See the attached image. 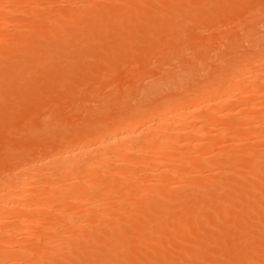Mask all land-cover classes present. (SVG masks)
<instances>
[{
    "label": "rangeland",
    "instance_id": "obj_1",
    "mask_svg": "<svg viewBox=\"0 0 264 264\" xmlns=\"http://www.w3.org/2000/svg\"><path fill=\"white\" fill-rule=\"evenodd\" d=\"M222 1L223 5L221 4ZM16 2H19L20 5L19 3L16 4ZM80 5L81 9L79 8ZM263 5L264 0H13V3H9V7L7 5L6 7H14V9L18 10L22 8L23 10L21 9L17 13L4 11L5 13L3 14L7 15L3 17L7 19L0 16V23L3 22L2 27L8 24V27H0V33L4 32L2 29H5L6 32L2 33L3 35L0 37V180L5 176L4 173L8 174L18 165L21 167L23 165L21 163L33 162L42 156L47 158V154H57L59 151H67L66 148L70 149L73 146V148L80 146V143L88 135L94 134V136L101 138L102 135L104 136L103 133L105 131L109 132L114 129V125L117 122V126L120 123L122 124L121 120L129 121L130 118L135 117L140 120L143 113H147L151 106L152 109L157 106L155 108L158 110L166 106L165 104L168 102L173 104V99L179 97L177 94L187 93L188 91L193 92L197 90L195 89L196 87L198 89L202 88L210 80L212 82L215 79L223 78L226 76V72H229L227 69L230 70L234 64L251 59L248 56L252 54L253 57H256L255 55L258 52H264ZM3 14L0 13V15ZM148 14L151 17L150 15L147 17ZM125 23L128 25H125ZM196 24H198V27ZM259 38L262 40L261 42ZM250 39L252 41L257 40V43L252 42ZM104 42L111 47L105 45ZM96 43L98 44L96 45ZM103 43L104 48L101 46ZM95 46L97 48H94ZM251 50L255 51L256 54ZM107 55L109 56L107 57ZM132 73H136L134 74L135 76ZM206 77L207 79H205ZM145 80L148 82L146 83ZM203 82L204 84H200ZM48 86L50 87L48 88ZM194 86L196 87L194 88ZM148 90L149 93L150 91L154 92V90L157 93L148 94ZM181 90L186 91L182 92ZM175 91L177 92L174 93ZM147 95L148 97H145ZM152 102L154 105H148L153 104ZM233 104L231 106H237ZM239 105L241 106V104ZM146 106L148 107L146 108ZM130 107L133 110L130 109V111ZM141 108L144 109L140 111ZM138 109L140 110L138 111ZM127 111L129 112L127 113ZM123 113H126L127 116ZM123 115L124 117H122ZM145 117V119L151 121L149 114ZM118 119L121 120L119 121ZM133 120H137V118ZM240 120L242 121V119ZM255 120L251 119L249 123L247 119L246 125L239 121L238 131L241 129L243 132L247 129L246 127L249 129L248 123L252 125ZM220 123L223 124V122ZM222 124H220L221 127ZM101 130L103 131L100 132ZM97 132L102 134L98 135L99 133ZM245 132L243 133L247 134V136L239 137L240 140H238V137H228L227 142L224 140L226 143L236 144L233 146L234 149L237 148V155H229L230 158L226 159L223 164L224 167L220 165L218 169L219 164H215L216 167L213 166V169L216 168V170H213L208 168L207 164L203 167L208 169L202 173V167L200 168L201 171L199 168L194 171L193 169L196 167L191 165L194 172H192L194 176L192 181L196 182H192L193 185H191L192 183L185 181L186 184H189L187 187L191 185V187H188L189 189L185 188L184 190V186H177L167 191L164 189L165 193L173 195V198L166 200L167 210L173 211V216H166L165 212L161 213L163 209L159 211L160 207L153 206L154 208L150 209L147 214H139L132 220H123L118 225L114 223L111 225V220H114V217L119 215L121 209L120 206H112L113 211L109 208L107 210L108 215H104L107 219H110L107 221H110V225L106 223L105 219H102L104 220L103 222L101 221L100 223L99 221V224L96 223L93 227H80L82 230L79 228V232H82L79 235L82 234V236L77 234L78 244L83 242V236L88 233H91L90 235L93 238L95 236L97 238L84 244L86 246L83 245L84 248L82 247L78 254L67 252L68 254L65 253L63 256L44 258L40 260V264H56L58 260L60 262L57 264L62 262L63 264L66 262H71L72 264H103L101 260L108 255L106 253L122 249L118 261L114 262V264H264V171H262L264 170V163H261L262 165L258 163L259 167H257V170L252 169V165L256 164L255 154L253 156L254 151L255 153H257L256 151L264 152V137H258L255 133L253 135ZM82 134L87 136L84 137ZM210 134H207V138L211 139H207L209 145H207L208 143L205 144V139L202 141L203 143L195 145L196 149L192 148L194 150L191 152L194 153V156L196 154L195 157L200 153L203 155L208 152L213 146L217 147L219 142H221V139L218 140L219 138H216L217 135H213L214 133ZM248 134H252L253 137L252 135L248 137ZM215 138L218 143L213 144L215 143ZM86 142L87 140L83 144ZM224 142L222 141L219 146H224L226 144ZM76 143H79V145ZM253 147L255 150H252ZM183 148L185 150V147H181L180 150L184 151ZM189 148H186V151ZM184 152L181 153L184 154ZM186 154H184L185 157L183 155L185 159ZM203 156H208V153ZM195 157L194 160L196 159L195 161L198 162L197 159L201 156L199 158ZM16 158L17 161L19 160L18 162ZM259 158L261 159L262 155ZM201 159H199V162H201ZM189 165L181 163L177 166L178 168L176 167L175 172H179L178 174L182 175V172L189 171ZM234 166L238 168L236 169L238 172H236ZM11 167L13 168L11 169ZM232 168L234 171H230L231 176L229 175L228 178L227 170ZM249 169H251V172ZM207 171H210L209 173L215 172L213 180L217 179V176L221 178V175L226 174L227 177L224 176L231 183V186L229 185L225 188L228 190L219 192V190L217 191L215 187L211 186V188L200 191V188L195 184L201 182L203 178L201 176L208 174ZM225 171L226 173H224ZM145 172H150L149 175H151L154 171ZM157 172H154L155 174L151 176L155 177ZM175 172L173 174H176ZM178 174L176 176L169 175L167 178L169 177L170 179H168L172 180V177H174L172 181L176 183L177 179L175 177L177 178ZM215 174L218 175L215 176ZM159 175L157 173L156 176L159 177ZM235 175H238V177L242 175L243 179ZM145 176L148 177L147 174ZM234 176L242 180L241 182H244V184L237 183L234 180L236 179ZM147 177H145L146 181H148ZM210 177L212 178V176ZM230 177L234 178L231 179ZM150 179L155 180L153 177ZM150 179L149 181H151ZM196 179H200V181ZM234 183H237L239 187L235 186ZM232 185L238 189H231L233 188ZM254 187L256 188L254 189ZM261 187L263 188L261 189ZM172 191L174 192L172 193ZM179 196L180 202L176 199ZM85 202L87 203V201L81 203L85 205ZM200 202H202L200 206L193 207ZM78 205L79 203L76 205L78 210L83 209L84 206L82 204L80 205L81 207ZM215 205H218V208ZM179 206H181V212L175 210ZM130 207V205L127 206L128 209ZM187 209L190 210L188 211ZM193 209H198L199 211L195 213ZM185 210L186 212H183ZM125 215L127 216V214ZM104 216L102 218H105ZM194 217L195 220H193ZM46 223L48 224L45 221L44 224L37 225L34 230L40 233L45 229ZM250 228L253 229L250 230ZM26 236L27 239L22 238V241L26 244L33 243L35 241L34 238L39 236L43 238V235L38 234H27ZM29 237L33 238L30 239ZM42 238L32 244L36 245L37 250L42 249L39 246L41 245L39 242L43 241ZM238 239L240 240L238 241ZM13 241H10L11 249L17 246L16 240ZM90 254H93L91 256L93 259L91 257L87 258ZM5 261L6 264H21L13 256Z\"/></svg>",
    "mask_w": 264,
    "mask_h": 264
},
{
    "label": "bare ground",
    "instance_id": "obj_2",
    "mask_svg": "<svg viewBox=\"0 0 264 264\" xmlns=\"http://www.w3.org/2000/svg\"><path fill=\"white\" fill-rule=\"evenodd\" d=\"M9 1L10 0H0V13L1 14L5 13L7 11H9L11 13H13V12L17 13V11H19V10L21 11L22 8L19 10L14 9V7L8 8L9 7L8 4L9 3L11 4V2L13 3V0H11V2H9ZM25 2H27V1H25ZM17 3H19V2H16V4ZM125 3H127V2H125ZM222 3H223V1L221 2V4ZM226 4H228V3H226ZM6 5L8 7H6ZM19 5H20V3H19ZM18 7H20V6H18ZM263 7H264V5H263ZM79 8L81 9V5ZM13 9L16 11H14ZM215 9H217V8H215ZM149 11H150V9H149ZM251 11H249V12H251ZM5 15H7V14H5ZM5 15L3 14L0 16L3 17ZM134 15H135V13H134ZM149 15L150 14H148L147 17H149ZM6 17H8V16H6ZM50 17H51V15H50ZM150 17H151V15H150ZM3 18H5V17H3ZM132 18H133V16H132ZM5 19H7V18H5ZM166 19H167V17H166ZM151 20H152V18H151ZM162 20H164V19H162ZM153 23H154V21H153ZM250 23H251V21H250ZM2 24H3V22L0 23L1 28H5L8 25V24L7 25L4 24L5 26L2 27ZM140 24H142V23H140ZM125 25H128V24L125 23ZM142 25H144V24H142ZM197 25L198 24H196V26ZM11 27H12V25H11ZM134 28H135V26H134ZM2 30L5 32V29H2ZM119 31H121V30H119ZM155 31H156V29H155ZM4 32H2V33H4ZM125 32H127V31H125ZM134 32H136V31L134 30ZM2 33H0V37L3 35ZM219 33L221 34V32H219ZM232 33H233V31H232ZM260 34H262V33H260ZM258 36H259V33H258ZM117 37H118V35H117ZM124 37H126V36H124ZM225 37H226V35H225ZM256 39H258V38L256 37ZM259 40H260V38H259ZM0 41H1V38H0ZM256 41L253 40L252 42L255 43ZM261 41L262 40H260V42ZM111 42H112V40H111ZM155 42H156V40H155ZM104 43L101 45V46H103V48L105 47ZM97 44L98 43H96V45ZM105 45H107V43H105ZM107 46H110V45H107ZM263 46H264V44H263ZM94 48H97V47L95 46ZM254 48L256 49V47H254ZM262 49H261V51H262ZM83 50H84V48H83ZM85 50H88V49H85ZM243 50H245V49L243 48ZM252 52L254 53L255 51H252ZM252 52H250V53H252ZM90 53H91V51H90ZM245 53H247V52H245ZM260 53L259 52L257 53L258 55H260V56H258L255 52L256 57H253L252 56L253 54L251 56H248L249 58L251 57V59H249L247 61H240L239 63H236V61H235L236 64H234L230 68V70H228L226 68L227 71H229V72L225 71L227 73V74L224 73V74H226L225 77L219 78L217 80L215 79L212 82L210 80V82L202 88L199 86L200 88L198 89V87L194 86V88L196 87L195 89H197V90H194L193 92L188 91L189 93L188 92L184 93L183 91H186V90H181L183 93L181 94L180 92H178V93H180V94H177V96H179V97L178 98L175 97L176 99H173L174 103L172 104V102L167 101L168 103L165 104L166 106L162 107L163 109L161 108L162 110L161 109L157 110L155 108L157 106L154 107L155 109L154 108L152 109L151 108L152 106H151L150 110L147 113L145 112L147 115L145 113H143L142 119L140 117V120L138 117H135V118H137V120H133L135 118H130L129 121L127 120L128 121L127 122V121L121 120L122 119L121 118L120 120L123 123L122 124L120 123V125L117 126V123H118L117 122L114 125L115 128L109 132L104 130L105 131L103 133L104 136L102 135L101 138H99V136H94V134L88 135L90 137H88L86 135L88 137L87 138L84 134H82L84 137L87 138V139L85 138V140H87V142L85 144H83L85 142V140H84L82 143H80L81 145L78 147L73 148L74 147L73 145H75V144H73L72 148H70V149L66 148L67 151H65V150L62 152L59 151V153L52 154V155L47 154V158L43 157V156H42L43 157L42 158L39 156L40 158L39 157H38L39 159L36 158L37 160L34 159L35 161L32 160L33 162H28L26 164L21 163V164H23L21 167L19 165L17 167L13 166L14 168L11 167V169L13 168L14 170L12 169V171L8 172V174L4 173L5 176L3 178H1V180H0V264H6L5 260L9 257H12V256L17 258L18 259L17 262H19L21 264H40V262H41L40 260L44 259V258L53 257V256H56V257L57 256H63L67 252H70L72 254H78L79 251H81L80 249L82 247L84 248V246H86L84 244H86L87 242L89 243L90 242L89 240L97 238L96 236L93 238V236L90 235L91 233H88V234H86V236H83L84 237L83 238L84 240H82L83 242L81 244H78L79 240H77L76 236H77V234L79 235V233H82V232H79L80 231L79 228L85 227V226L88 228L93 227V226H95L96 223L99 224V221H100V223H101V221L103 222L104 220H102V219H105L106 223H109L110 221L109 222H107V221L110 219H107L105 217L106 216L105 214L108 215L107 210H109V208L111 209V211H113L111 208L112 206H114V207L120 206L121 209L119 211V215L115 216L114 220L113 219L111 220L112 221V222H110L111 225H113V223L118 225V223L122 222L123 220H127V221L132 220V219L136 218L137 215H139V214H147V212L154 207H160V209H158L159 211L160 210L162 211V209H163V211L161 213L165 212L166 216L167 215L173 216L174 212L171 210L168 211L167 210L168 206L166 205V202H167L166 200L170 199L173 195L165 193L164 189H166V191L168 189L172 190L173 188H176L177 186H180V187L184 186L183 187L184 190H185V188L189 189L188 187H191V185H193L192 182H196V181H192V179H194V176L192 175L193 167H191V165L196 167L195 169H193L194 171L195 170L197 171L198 168L200 169L202 167L201 168L202 173H204L203 171H205L208 168L213 169L218 164H219V166H218V169H219L220 165L222 167H224L223 164L225 163L226 159H228V157L230 158L229 155H231V154L235 155V156L237 155V153H236L237 148L234 149V146L236 144H233L230 142L226 143L228 137H235V138L238 137V140H240L239 137H244V135L247 136V134L243 133L245 131H246L245 133H252V134L255 133L258 137H260V136L264 137L263 136L264 135V52H262L261 54ZM79 54H81V53H79ZM91 54H93V53H91ZM209 54H210V52H209ZM108 56L109 55H107V57ZM237 57H238V55H237ZM240 58H241V56H240ZM238 60H239V58H238ZM244 60H245V58H244ZM74 62H76V61H74ZM119 66H120V64H119ZM142 66H144V65H142ZM108 70H110V69H108ZM68 73H69V70H68ZM134 74H136V73H134ZM67 76H68V74H67ZM10 78H12V77H10ZM17 79H18V77H17ZM183 79H184V77H183ZM191 79H192V77H191ZM201 79H203V78H201ZM205 79H207V77ZM169 81H171V80H169ZM147 82L148 81H146V83ZM31 83L33 84V82H31ZM164 83H165V81H164ZM200 84H204V82L200 83ZM141 85H142V83H141ZM181 86H182V84H181ZM49 87L50 86H48V88ZM176 87H179V86H176ZM17 88H18V86H17ZM41 88H43V87H41ZM53 90H55V89H53ZM187 90H189V89H187ZM168 91H170V90H168ZM154 92H155V90H154ZM154 92L150 91V93H149V90H148V94H151ZM176 92L177 91H175L174 93H176ZM156 93L157 92H155V94ZM166 94H167V92H166ZM145 97H148V95ZM152 97H154V95H152ZM157 98H159V97L157 96ZM147 102H149V101H147ZM232 103H234L233 105H237V106L239 104H241V106L240 105L238 107L235 106L236 107L235 108V107L231 106ZM144 104H143V106H144ZM148 105H154V103L148 104ZM228 105H230V106H228ZM140 107H142V106H140ZM147 107L148 106H146V108ZM164 107H166V108H164ZM131 108L132 107H130L129 110ZM143 109L144 108H141V110L138 109V111L139 110L142 111ZM151 109L153 112L151 111ZM131 110H133V109H131ZM150 111H151V113H149ZM154 111H157V112L154 113ZM158 111H160V112H158ZM128 112L129 111H127V113ZM123 114L126 115V113H123ZM148 114H149V119L151 121H149L148 119H145L146 118L145 116H148ZM152 114H154V115H152ZM122 117H124V115ZM240 119H242V121ZM247 119H248V122L251 119H253V120L256 119V120H255V123H253V121H252V123H253L252 125L249 124L250 122L248 123L247 126H250L249 129H248V127L245 126L248 130L246 129L245 131L242 132L240 129L241 132L238 131L239 130L238 129L239 121H241V123L243 122V125H246L245 122ZM243 120H245V121H243ZM90 122H91V120H90ZM220 122H223V124L225 126L223 127V124ZM220 124H222V127ZM99 125L102 126L101 124H99ZM219 125H220V127H218ZM102 127H104V126H102ZM91 131H92V128H91ZM102 131L103 130H101L100 132H102ZM100 132H97V133H99L98 135L102 134ZM210 133H214L213 135H217L216 138H219L218 140L221 139L220 140L221 142H219L218 146L220 145V143H222V141L224 142V140H226V142H224V143H226V144H224L225 147L222 145H221L222 147H220V146L216 147V146H213L211 144V146H213V147H211V148L209 147L210 148L209 151L205 152V153H208L209 157L203 156L205 153L203 155H201L202 153L198 154L201 157L198 155H197V157H195L196 154L194 156V153L191 152L192 150H194L192 148H195V145H199V143L201 144V142L204 141L205 139H206L205 144H207L208 140H211L210 138H207V134H210ZM252 134H250V135H252ZM255 134H253V135H255ZM210 135H208V136L210 137ZM250 135L248 134V137ZM253 135H252V137H253ZM92 136H94V137H92ZM216 138H215V143H213L214 139L211 141L213 144H216V142L218 143V140ZM69 139H71V138H69ZM88 139H89V141H88ZM243 139H245V138H243ZM65 141H67V140H65ZM48 142H50V141H48ZM77 145H79V143ZM184 145H186V146H184ZM187 145H188V147H187ZM207 145H209V143ZM191 146H193V147H191ZM181 147H185V150L183 148L184 151H186V148L187 149L189 147L190 148H189V150L184 152V151H182V149L180 150ZM253 149L255 150L254 147L252 148V150ZM46 150H48V149H46ZM238 150H240V149H238ZM189 151H190V153H189ZM37 152H39V151L37 150ZM177 152H180V153L184 152V154L187 153L186 159L183 158L184 154H182V153L180 154ZM256 152L258 154L255 153V151H254L253 156L255 154L254 158L256 159L255 163L257 165L256 164L252 165L253 166L252 169L254 168L255 170H257V167H259L258 163H260V165H262L261 163H264V161H263L264 159H262L264 157L263 156L264 152L263 151H262V153H261V151L260 152L256 151ZM259 153H261V154H259ZM238 155H240V154H238ZM260 155H262V158H261L262 161H260L261 160L259 158ZM193 156L195 158L200 157L199 159L202 158L203 160L201 159V162H199L200 160L197 159L198 160V162H197V161H195L196 159L194 160ZM221 156H223V157H221ZM25 157H28V156H25ZM184 157H185V155H184ZM204 160H206V161H204ZM257 160L260 162H258ZM16 161H17V158H16ZM116 162H118L119 164L117 163V165H116ZM181 163H184V164L186 163L187 165H189V163H190L189 166H190L191 170H190V168H188L189 171L186 169L187 171L182 172L183 173L182 175H179L178 174L179 172L176 173L175 169ZM127 164H128V166H127ZM132 164H136L137 166L136 165L133 166ZM206 165H207V167L208 166L209 167L204 168L203 166H206ZM225 165H227V164H225ZM131 166H132V168H130ZM156 169H157V171H160V172H157ZM158 169H161V170H158ZM201 169H200V171H201ZM234 169L236 170L238 168L235 167ZM152 170L154 172H157L158 174H160L159 177L156 176L157 173H156L155 177L151 176L152 174H155L154 172H152ZM213 170H216V168ZM232 170H233V168L230 170H227L230 173L229 174L227 172L228 178H229V175L231 176L230 171H232ZM145 171H151L152 173H151V175H149L150 172L148 173ZM249 171L251 172V169H249ZM262 171H264V170H262ZM142 172L147 174L148 177L145 176L144 173L142 174ZM174 172L176 174H173ZM209 172H208V174L206 173L205 176H201V178L203 177L204 179L202 178L200 183L197 182L199 184H195L196 186H198V188H200L199 190L204 191L207 188H211V186H213V188L215 187L217 189V191L219 190V192L227 191L228 189H225V188L228 187L229 185L231 186V183L228 182L230 180L228 178H226L227 176H226V174H224V173H226V171L223 173L226 177L224 175H221V178H222L221 179L220 177L217 176V179L216 178H215L216 180L214 179L215 182H213L214 181L213 180V178H214L213 174L215 172H213V173L212 172L209 173ZM236 172H238V171L236 170ZM253 173H255V172L253 171ZM177 174L179 176H177V178L175 177V179H177V182L175 181L176 183H174L172 181L174 179V177H172L173 179L171 178L172 180H169L170 179L169 177H168L169 179L167 178V176H169V175H175L176 176ZM258 174H259V172H258ZM216 175H218V174H215V176ZM238 175L237 176L235 175V176L238 177ZM210 176H212V178ZM145 177L148 178V181H146L147 179ZM149 177L150 178L153 177V178H155V180L153 181V179H150ZM178 177H179V179H178ZM223 177H225V178H223ZM240 177H238V178H240ZM230 178L233 179L232 177H230ZM238 178H236L234 180L237 181V183L240 182L241 184H244V182L242 183L241 182L242 180H240ZM149 179L151 181H149ZM218 179H219V181H218ZM241 179H243V178L241 177ZM185 181L190 183V184L192 183V184L187 187V185H189V184H186ZM197 181H200V179ZM216 181H218V182L216 183ZM128 183H131V184H128ZM237 183L236 184L234 183V185L239 187V185ZM234 185H232V187ZM246 185H248V184H246ZM251 186H252V184H251ZM256 186H258V185H256ZM260 186H261V184H260ZM192 187H194V186H192ZM263 187H261V189ZM255 188L256 187H254V189ZM231 189H238V188L233 187ZM173 192L174 191H172V193ZM219 192H217V193H219ZM235 194H237V193H235ZM114 195H115V197H114ZM235 196H237V195H235ZM176 199L179 200L180 196ZM181 200H184V199H181ZM83 201H87V203L85 202V205H84L83 203H81ZM179 202H180V200H179ZM77 203H79L78 206H80L82 204L84 206V207L82 206L83 209L78 210V208L76 206ZM201 203L202 202L194 205L193 207H198L201 205ZM128 205L131 206L129 209L127 208ZM174 205H176V204H174ZM211 205H213V204H211ZM69 206H70V209H69ZM217 206L215 205V207H217ZM225 206H226V204H225ZM180 207L181 206H179L178 208L180 209ZM215 207H213V208L216 209ZM178 208H176L175 210L176 211L178 210V212L179 211L181 212V209L179 210ZM183 209H184V207H183ZM228 209H230V208H228ZM193 211L196 213L199 210L193 209ZM183 212H186V210ZM219 212H221V211H219ZM125 214H127V216ZM103 216L105 218H102ZM107 217H110V216H107ZM225 219H227V218H225ZM186 220H187V218H186ZM193 220H195V217ZM45 221H47L48 224L46 223L47 225H46V227H44L45 229H43V230L41 229L42 233L41 232L39 233V231L34 230V227H36L39 224L40 225L44 224ZM242 221H243V219H242ZM110 223H109V225H110ZM190 223H192V222H190ZM251 224H253V223H251ZM251 229H253V228H250V230ZM215 231H217V230H215ZM35 232H38V233H35ZM218 233L220 234V232H218ZM246 233H248V232H246ZM27 234L43 235V238L41 236H39V237L36 236L37 238H34L35 241L39 240L41 238L43 239V241L41 240L39 242L41 244V245H39L42 248L41 250L40 249L37 250L36 245H32L35 243V241L33 243H31V242L27 243L28 245L22 241V238H26ZM80 235L82 236V234H80ZM202 235H203V233H202ZM248 237H250V236H248ZM29 238L31 239L33 237H29ZM13 240H16V242H17L16 245L18 247L17 246L14 247V245H13L14 248L11 249L12 246L10 247V241H13ZM74 240H75V242H74ZM99 240H101V239L99 238ZM199 240L201 241V239H199ZM239 240L240 239H238V241ZM247 240H249V239H247ZM31 241H33V240H31ZM36 242H38V241H36ZM13 243H14V241H13ZM39 243H37V244H39ZM210 246H212V245H210ZM206 247H208V246H206ZM85 250H86V248H85ZM122 250H114V251H110V252L106 253L108 255L103 257L104 259L101 260L102 263L103 264H114V262L116 263L118 261L119 255H121L120 253ZM172 252H174V251H172ZM33 254H35V255H33ZM92 255L91 254L88 255L87 258L89 259ZM211 256H213V255H211ZM217 259H218V257H217ZM58 262H60V261L58 260ZM246 263H249V262H246ZM59 264H63V262L59 263ZM64 264H72V263L66 262Z\"/></svg>",
    "mask_w": 264,
    "mask_h": 264
}]
</instances>
